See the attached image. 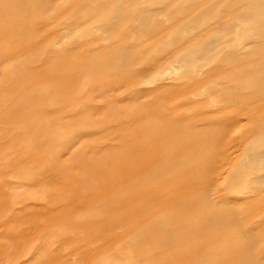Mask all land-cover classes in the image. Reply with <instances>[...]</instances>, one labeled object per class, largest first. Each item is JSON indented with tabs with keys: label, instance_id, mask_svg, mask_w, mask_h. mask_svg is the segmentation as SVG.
<instances>
[{
	"label": "rangeland",
	"instance_id": "374dc122",
	"mask_svg": "<svg viewBox=\"0 0 264 264\" xmlns=\"http://www.w3.org/2000/svg\"><path fill=\"white\" fill-rule=\"evenodd\" d=\"M25 1L0 14V87L11 70L76 97L15 96L30 90L13 84L0 95V264H264V0ZM238 75L254 90L235 87ZM122 110L138 112L99 124ZM163 128L201 138L191 151L209 162L204 187L133 224L106 222L88 159ZM203 189L204 211L188 208ZM164 216L204 218L198 255ZM156 227L157 248L143 238Z\"/></svg>",
	"mask_w": 264,
	"mask_h": 264
},
{
	"label": "bare ground",
	"instance_id": "6f19581e",
	"mask_svg": "<svg viewBox=\"0 0 264 264\" xmlns=\"http://www.w3.org/2000/svg\"><path fill=\"white\" fill-rule=\"evenodd\" d=\"M12 4L14 6L26 4V1L2 0V2H0V14L5 13L6 8L11 6ZM256 4L258 5V3ZM6 25H7V21L2 22L0 24V39L3 37L2 35H8L9 37V33L7 31ZM19 45H21V43H15L13 47H20ZM6 73L8 74L7 75L8 78L6 79L7 80L10 79V80H8V84L4 85V87H7L9 84H13V86H18V85H21L23 87L27 86L30 90V92L26 93L27 95L22 94L18 90L19 92H14L15 96H50V95L57 96L58 95L59 98H63V101H67L70 106L75 104L74 99L76 96H73L75 93L74 87H72L71 90L69 89L68 91L65 92H61L59 90L58 92L57 90L50 92L48 90L47 92L39 93L37 89L31 88L30 76L28 73L19 72L13 75L14 72H12L11 70H8ZM263 78L262 81L264 80ZM232 84L235 87L236 85H239L238 86L239 89H243V90H247V89L254 90V88L257 85L255 81L254 82L251 81L247 83V78L244 77L243 75L236 76L235 79L232 81ZM4 87L3 86L0 87V95L5 94ZM262 90L263 89L261 88L260 92ZM246 92L248 91L240 92L239 95L237 94L235 95V93L233 92V94L227 96H252L247 94ZM234 100L236 101V99ZM237 101L243 103V98L241 97ZM137 112H138L137 110H128L126 113L124 110H122L120 111V115L119 114L114 115L113 113L104 114L99 124L109 126L107 123L114 119L116 121L120 120L119 121L120 123L121 122L125 123L127 118H132V116L134 114H137ZM125 113L126 115L129 113L130 114L127 115V117H125L126 116ZM199 139L201 138H198V135L196 134H189V135L188 133L181 134L175 129L163 128L161 130L148 133L146 138L143 140V142L135 147L134 146L132 147L130 145L132 142L130 143V141L127 140V138L123 139L120 145L121 152L117 153L120 155H114L109 153L104 155L102 158H96V159L89 158L88 159L90 161L89 163H91L89 171L90 173H92V176L94 178H97L96 181L94 182L92 181L93 183L92 182L90 183L93 185L92 188H95L96 183L98 181V188H96V190H98L97 194L99 191L102 193L100 195L99 194L93 195L91 198L98 199L102 195L108 196L106 200V204L103 205V207L106 208L101 209L99 211V213L101 212L100 215L106 217L107 219L106 222L118 221L119 218L118 223L133 224L138 219H143L145 217L148 218V216L150 217L151 214L157 213L159 211H163V212L166 211L163 210L161 206H159L160 203L159 200L166 199L165 204L166 203L172 204L176 200L177 194L182 192H187L188 190L189 191L187 193H189L196 188L202 189L204 185L199 184L198 174L201 170L203 169L206 170V167L208 166L209 162H207L206 158H204V164H203L202 161L200 160L199 157L200 155L198 153L196 154L195 152L191 151L194 145L197 144ZM169 144L173 145L174 148L173 149L169 148L168 147ZM175 147L181 148L184 151L182 154H179L176 158L173 155L175 151ZM145 149H147V154H142ZM135 152L140 154L135 156V154H133ZM184 155L187 156L185 157ZM180 171L184 172V175L173 174L176 172L178 173ZM201 194L202 195L199 196V198H197V200H195L194 202H188L187 207L195 211L196 210L204 211V189L203 191H201ZM56 202H58V200ZM90 210L91 208H89V211ZM122 213H126V217L122 218L121 217ZM192 217L194 219V216ZM167 219L168 221L165 223H173L176 225V228H178V230H175L174 232L173 231L168 232L167 235L175 233V235L177 234L182 236V238L185 239L186 241L192 239L191 244L186 246L185 253L189 257L198 255V252L199 250L202 249V247L200 243L197 241L195 234L197 235V230H200V228L204 226L203 225L204 218L201 220L202 222H199V225L198 223L195 222V224L191 227L190 222H184L178 216L169 217V218L168 216L167 217L164 216L161 220V226L162 223H164V221H166ZM191 223L193 224V222ZM158 227H160V224H158ZM152 229L153 230L148 231L145 234L143 233V238L152 241L154 247L157 248L156 246L160 244V240L162 239V236L161 237L155 236V229H157V227ZM164 237L166 236H163V238ZM203 255H204V250L201 257H203Z\"/></svg>",
	"mask_w": 264,
	"mask_h": 264
}]
</instances>
